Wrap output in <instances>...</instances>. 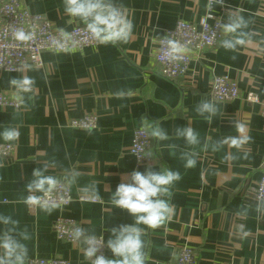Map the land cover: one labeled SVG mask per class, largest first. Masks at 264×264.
Returning a JSON list of instances; mask_svg holds the SVG:
<instances>
[{
	"label": "crops",
	"instance_id": "1",
	"mask_svg": "<svg viewBox=\"0 0 264 264\" xmlns=\"http://www.w3.org/2000/svg\"><path fill=\"white\" fill-rule=\"evenodd\" d=\"M21 2L59 29L83 24L65 13L63 0ZM113 2L132 20L126 41L45 51L41 66L0 70V93L20 102L19 108L0 106V131H19L14 141L0 139L14 147L12 156L0 158V215L17 222L18 239L20 232L27 233L25 264L35 257L91 264L83 256L81 240L58 239L55 219L73 218L86 234L106 242L112 227L132 222L111 203L116 186L130 180L132 171L164 168L179 171L181 179L170 187V196L163 197L175 208L171 220L157 229L140 226L146 264H164L184 247L194 250V264H264V201L253 196L264 161V0H222L216 5L214 13L222 25L229 17L242 16L246 26L227 36L223 32L215 48L193 52L187 74L177 80L161 75L154 64L158 42L178 20L199 23L208 0ZM229 37L245 43L225 49L222 41ZM215 75H229L243 96L253 91L260 102L213 99L209 91ZM23 77L33 81L28 92L10 84ZM201 100L216 106L210 121L196 111ZM87 113L98 116L95 129L70 125ZM150 125H159L167 139L151 135L152 159L138 165L129 151L133 134L140 126L151 133ZM179 127L193 128L198 143L190 145L178 137ZM230 137L247 140L239 148L221 143ZM186 153L194 155V167H185ZM43 166L46 175L67 185L69 204L41 207L24 202L32 170ZM94 196L97 202L82 199ZM7 227L11 225L0 224V231Z\"/></svg>",
	"mask_w": 264,
	"mask_h": 264
},
{
	"label": "clouds",
	"instance_id": "2",
	"mask_svg": "<svg viewBox=\"0 0 264 264\" xmlns=\"http://www.w3.org/2000/svg\"><path fill=\"white\" fill-rule=\"evenodd\" d=\"M65 13L74 19H78L86 26L87 31L100 44H109L112 42L126 41L132 31L133 24L129 15L116 7L113 0H63ZM246 26V21L242 16L229 17V22L222 25V30L226 36L230 33H236L237 30ZM243 35V33H241ZM17 41H28L31 39V33L24 30H18L14 34ZM169 55L176 58L185 49L174 41H169ZM245 40L240 37H229L222 41V47L233 49L236 45H242ZM10 84L16 86L24 92L31 90L33 81L29 77L21 79L13 78ZM196 111L205 119L211 120L216 114L217 109L210 100H201L196 107ZM207 114V115H205ZM151 135L160 140L167 139L166 132L159 125L151 126ZM238 130H242L237 125ZM176 135L183 137L190 145L198 143V134L191 127H179L176 129ZM19 131L15 128H6L0 131V139L5 141H14L18 139ZM247 137L226 138L221 143L230 142L234 147L239 148ZM196 164L194 155L185 154V167L191 168ZM47 166L34 168L32 170V179L27 183L26 189L30 193L24 199L28 205L43 204L42 196L34 193L47 195L57 185L56 177L46 175ZM181 179L179 171L164 168L160 171L145 169V171H132L130 182L119 183L111 195V203L116 208L125 211L132 222L120 224L110 229L109 238L105 246L110 250L111 257L99 254V246L96 237L86 234L83 228L76 227L74 230V239L81 240L85 245L83 256L90 260L91 264H146L149 259L145 255V243L142 239L144 228L157 229L166 225L171 220L175 208L165 196H170L169 189ZM93 191H95L93 189ZM94 198H96L94 196ZM16 221L10 216L0 215V224L7 227L0 231V264H25L28 249L23 241L28 239L26 232H20V239L14 233L16 232Z\"/></svg>",
	"mask_w": 264,
	"mask_h": 264
},
{
	"label": "built area",
	"instance_id": "3",
	"mask_svg": "<svg viewBox=\"0 0 264 264\" xmlns=\"http://www.w3.org/2000/svg\"><path fill=\"white\" fill-rule=\"evenodd\" d=\"M221 3L222 0H208L207 13L199 23L182 19L178 20L174 27L164 31L153 56L154 64L161 75L174 80L183 78L189 70L193 52L200 53L219 45L224 34L221 16L214 13V7ZM18 30L31 33V39L17 41L14 34ZM170 40L185 49L176 58L169 55L168 42ZM97 43L98 41L91 36L83 24L75 25L70 29H59L45 15L30 11L21 0H0V70L18 72L30 65L41 66L43 64L42 54L45 51L82 50ZM209 92L211 97L218 101L245 97L252 103L260 102L258 95L253 91L243 96L237 81L229 75H215ZM0 106L19 108L20 102L16 98L0 93ZM262 107L264 114V103ZM70 125L82 129H95L98 126V116L87 113L82 117L72 119ZM150 146L151 133L148 127L136 128L129 151L138 165L152 159L149 153ZM13 153L12 144L0 143V158L10 157ZM128 182L130 180L122 183ZM253 194L256 201H264V161L261 167V178ZM41 196V202L46 205L63 206L72 201L71 191L65 183L60 181L50 193ZM82 199L97 202L95 198L82 197ZM53 227L58 239L71 242L77 241L74 239L75 228H83L75 219L65 216L57 217ZM95 237L100 247L99 254L107 256L105 240L101 236ZM195 260L194 250L184 247L173 259L164 264H194ZM29 264H72V262L64 258L35 257L30 260Z\"/></svg>",
	"mask_w": 264,
	"mask_h": 264
}]
</instances>
